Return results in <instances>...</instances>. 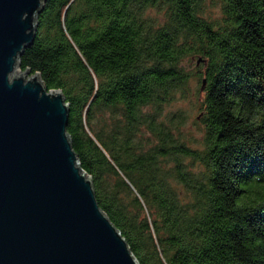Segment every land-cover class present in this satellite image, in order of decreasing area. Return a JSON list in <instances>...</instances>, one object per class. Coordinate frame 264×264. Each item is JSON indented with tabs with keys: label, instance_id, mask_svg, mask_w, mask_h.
Wrapping results in <instances>:
<instances>
[{
	"label": "trees",
	"instance_id": "obj_1",
	"mask_svg": "<svg viewBox=\"0 0 264 264\" xmlns=\"http://www.w3.org/2000/svg\"><path fill=\"white\" fill-rule=\"evenodd\" d=\"M219 1L212 20L204 0H46L19 58L62 91L80 166L139 264H264V0ZM194 58L197 149L162 116Z\"/></svg>",
	"mask_w": 264,
	"mask_h": 264
},
{
	"label": "water",
	"instance_id": "obj_2",
	"mask_svg": "<svg viewBox=\"0 0 264 264\" xmlns=\"http://www.w3.org/2000/svg\"><path fill=\"white\" fill-rule=\"evenodd\" d=\"M45 1L0 0V264H139L80 166L62 91L19 70Z\"/></svg>",
	"mask_w": 264,
	"mask_h": 264
},
{
	"label": "rangeland",
	"instance_id": "obj_3",
	"mask_svg": "<svg viewBox=\"0 0 264 264\" xmlns=\"http://www.w3.org/2000/svg\"><path fill=\"white\" fill-rule=\"evenodd\" d=\"M152 16L160 18L157 13L150 11ZM203 14L206 18L218 20L221 18V3L219 0H204ZM200 60H186L183 63L184 70L190 75L184 94H177L173 101L163 106L162 116L170 117L178 115L183 118L181 132L185 136L186 142L191 147L197 149L201 147L203 141L202 125L199 121L198 104L203 98L204 87L200 86L202 74L199 69L203 68ZM20 70V69H19ZM17 70V72H20ZM200 75V76H199ZM198 102V104H197Z\"/></svg>",
	"mask_w": 264,
	"mask_h": 264
}]
</instances>
